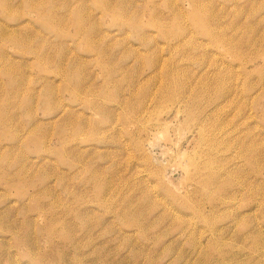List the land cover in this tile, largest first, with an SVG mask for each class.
Here are the masks:
<instances>
[{
    "label": "rangeland",
    "instance_id": "374dc122",
    "mask_svg": "<svg viewBox=\"0 0 264 264\" xmlns=\"http://www.w3.org/2000/svg\"><path fill=\"white\" fill-rule=\"evenodd\" d=\"M225 263L264 264V0H0V264Z\"/></svg>",
    "mask_w": 264,
    "mask_h": 264
},
{
    "label": "bare ground",
    "instance_id": "6f19581e",
    "mask_svg": "<svg viewBox=\"0 0 264 264\" xmlns=\"http://www.w3.org/2000/svg\"><path fill=\"white\" fill-rule=\"evenodd\" d=\"M191 1H192V0H191ZM5 2H6V1H5ZM194 11H196V9H194ZM197 11H198V10H197ZM200 13H201V12H200ZM197 15H198V14H197ZM198 16H199V15H198ZM196 18H197V16H196ZM197 19H199V17H198ZM197 19H196V20H197ZM202 20H203V19H202ZM196 22H197V21H196ZM198 23H199V21H198ZM199 24H200V23H199ZM203 24H204V21H203ZM201 25H202V23L200 24V26H201ZM161 31H162V30H161ZM2 38H3V37H2ZM248 39H249V38H248ZM175 40H177V39H175ZM12 41H13V40H12ZM15 42H16V41H15ZM41 54H42V52H41ZM48 62H49V61H48ZM9 65H10V64H9ZM6 68H7V67H6ZM240 69H241V68H240ZM151 70H152V69H151ZM2 86H3V85H2ZM13 90H14V89H13ZM6 110H7V109H6ZM61 111H62V110H61ZM176 111H177V110H176ZM7 122H8V121H7ZM10 122H11V121H10ZM8 123H9V122H8ZM43 141H44V140H43ZM14 145H15V144H14ZM248 149H249V148H248ZM253 149H254V148H253ZM181 158H182V156H181ZM183 158H184V157H183ZM183 158H182V159H183ZM252 158H253V157H252ZM186 160H187V159H186ZM183 161H184V160H183ZM253 242H254V241H253ZM255 243H256V242H255ZM254 245H255V244H254ZM226 255H227V254H226ZM222 261L224 262L223 257H222ZM222 261H221V262H222ZM225 262H226V261H225ZM227 262H228V261H227ZM227 262H226V263H227ZM226 263H225V264H226Z\"/></svg>",
    "mask_w": 264,
    "mask_h": 264
}]
</instances>
